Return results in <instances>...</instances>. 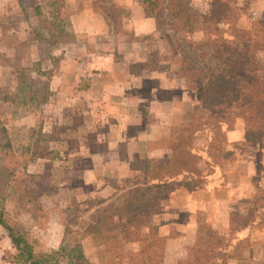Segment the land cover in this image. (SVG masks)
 <instances>
[{
  "label": "rangeland",
  "instance_id": "rangeland-1",
  "mask_svg": "<svg viewBox=\"0 0 264 264\" xmlns=\"http://www.w3.org/2000/svg\"><path fill=\"white\" fill-rule=\"evenodd\" d=\"M75 1L73 15H77L79 11H90L92 14L88 20L90 27L95 28L96 33L98 29L99 33H102L101 35L106 34L103 44L95 46L89 43L88 38L80 35L76 37L75 45L70 47L51 48L41 41V37L34 30L38 21L37 15L46 16L49 20L59 23L68 33L72 30L71 16L73 15L72 9L68 8L69 0H0V117L6 121L10 138L15 143L25 139L30 129L41 125L43 145L52 152L47 160H37L28 168L30 173L36 175L34 181L45 186V193H40L37 188H34L32 182L30 183V187L38 193L47 216L36 220L23 209L16 210V216L23 222L28 239L39 243L40 239L48 234L47 230L49 233L51 232L50 234H54L55 231L52 227H56L57 222L62 227L68 226L71 231L80 232L82 241L85 237L83 232L87 226L86 220L82 219V216L87 208L92 204L98 205L100 209L93 212V215L98 217V212L104 209L112 212L127 198L142 193L146 186V178L138 168L139 161L146 159L150 151H158V156L169 154L165 149L162 139L164 134H162L158 139L148 142L145 148L142 147L141 142L139 147L143 149L140 152H132L133 144L129 146L130 151L126 146L125 148L121 146L120 159L124 163L120 168H111L110 163L107 164L104 161L103 165L96 166L94 169L95 176L90 178L95 179L93 182L82 183L78 179L82 178L79 169L82 163L75 159L78 152L74 139L78 138L77 133H82L81 130L84 127L90 126L87 127V130H92L95 125H100L102 109L98 105L97 95L93 99L95 100L93 106L88 103V92L92 87L90 81H100L108 74L101 66L105 60H103L100 51L111 47L113 43L129 45L132 42L134 37H131L133 35L131 31L134 30L130 25L134 20V13L137 11L121 7L120 15L124 24L122 22L119 26L116 23L113 7H116L120 0ZM138 1L141 2V0H132L133 7L138 5ZM212 1L190 0V9L195 14L207 15L211 9ZM232 1L243 10V16L239 22L242 27H248L252 20H264V0ZM148 18L151 19L150 24L154 27L152 32H145L148 34L133 39V42L135 48L140 49L141 58L146 61L143 70L163 71L172 83L171 91L159 93L161 98H167L168 101L172 99V103L168 105L166 111L168 114L166 116L169 118L167 121L171 122V118H178L177 113L182 112L186 114L184 123L193 122L203 115L211 114V110H206L199 103L201 91L199 89L192 90L186 84L188 69L194 68L206 73L213 68L214 61L210 57L211 52L201 46L204 35L185 33L180 26L171 22L165 8H161ZM10 28L15 29L17 34L13 33L10 36L9 32L7 37ZM41 33L44 34L43 31ZM125 49L127 47L123 46L121 52ZM126 58L125 55L117 56V59L121 60ZM60 64L64 65V69L60 70V68L58 73L62 77L63 83L60 84L56 79L52 80L49 98L46 99L47 104L39 113H30L27 109L28 106L23 103L21 98L10 96L18 93V82L20 85H27L30 89L35 87V89L43 91L47 71L50 69L56 71L58 68L55 67ZM25 68L29 71L25 72ZM148 82L146 80L144 83L147 85ZM150 84L153 85V83ZM144 108L142 106V119H144L142 123L146 128L158 120L155 115H149V111ZM91 110L92 112L88 113ZM94 114L99 118L92 117ZM239 121L242 122L241 119H237L234 129ZM158 122H160V117ZM78 139L82 145L86 141L89 143L91 141L87 137ZM209 140L210 133L208 132H200L194 136L192 152L195 156L196 170L193 174L179 175L166 181L167 191L162 196L157 212L154 214L158 216L157 219L162 213V202L167 192L170 193L180 188H192L195 184L199 186L201 179H217L219 174L221 175L219 179H226L227 174L234 168V154L237 152L233 153L231 162L214 164L207 154ZM228 147L237 149L243 146L240 143H235L231 147L229 144ZM103 149V144H98L94 154H100ZM83 164L87 165L85 162ZM240 169L244 170L242 166ZM88 170L85 169L83 175H86ZM74 192L79 194L78 200L75 199ZM112 198L117 200L113 202ZM104 199L107 201L104 202ZM253 203V207L249 208L247 214L233 217L230 229L223 234L211 229V224L206 222V216L199 213L197 235L193 245L186 246L185 241L180 239L177 242L178 245L173 246L172 254L166 255V241L178 235L172 229L168 238L161 237L156 240L154 247L144 253L143 261L146 263L157 261L163 264H197L198 262L196 263L195 260L199 259L200 261L201 258L197 250L208 244L209 239L227 255L224 264H230L232 259L239 260V258L246 257L253 251L255 257L260 256L264 251V231L260 228L264 226V212L261 210H264V190L255 196ZM253 222H257L256 226L260 228L259 234L252 236L253 241L251 238L239 240L237 232L241 229L240 227L243 225L253 227ZM76 239L78 236L71 233L57 248L63 249L70 264H80L76 261L74 249ZM92 241L94 247H99L96 249L100 258L98 264H107L103 248L100 250L101 247L95 245L93 238ZM256 243L263 244L253 247ZM127 245L122 246L128 254L139 250V248L137 250H134L133 247L128 248ZM124 262L129 264L128 259H125ZM0 264H25L18 258L2 227H0ZM115 264H120V262Z\"/></svg>",
  "mask_w": 264,
  "mask_h": 264
},
{
  "label": "trees",
  "instance_id": "trees-1",
  "mask_svg": "<svg viewBox=\"0 0 264 264\" xmlns=\"http://www.w3.org/2000/svg\"><path fill=\"white\" fill-rule=\"evenodd\" d=\"M161 8L168 11L171 22L185 33L204 35L201 46L211 52L213 68L206 73L188 69L186 84L192 90L201 91L199 103L212 113L193 122L172 125L162 137L169 154L139 161L138 168L146 178L142 193L127 198L112 212L106 209L98 212L96 224L86 226L84 235L92 237L95 245L103 248L107 264L124 258L129 264H163L143 261L144 253L161 238L151 218L167 191L166 181L195 172L192 143L196 134L210 133L207 154L218 165L233 158V152L228 149L227 132L234 129L237 119H241L244 128L242 146L264 142V20H252L248 27H242L239 22L243 10L232 0H213L207 15L192 12L190 0H142V12L146 17H152ZM113 11L117 25L121 26L122 9L113 7ZM40 16H36L34 30L46 45L68 44L75 40L59 23ZM46 75L44 88L49 85L52 71ZM23 87L20 85L15 97L28 104L32 112L39 110L46 99L45 91L39 93L34 89V93L27 96ZM42 132V126H36L25 139L15 143L10 138L6 121L0 117V227L25 264H70L63 249H48L29 240L23 222L16 216L17 209H23L36 220L47 216L30 183L40 193H45V186L35 182L36 175L28 172L31 163L48 159L52 153L43 145ZM71 233L78 236L74 244L76 261L90 264L83 253L80 232L64 225L62 242ZM209 241L197 250L201 258L195 262L224 264L227 255L211 239ZM124 244H138L139 250L128 254L123 249ZM258 264H264V251Z\"/></svg>",
  "mask_w": 264,
  "mask_h": 264
},
{
  "label": "crops",
  "instance_id": "crops-1",
  "mask_svg": "<svg viewBox=\"0 0 264 264\" xmlns=\"http://www.w3.org/2000/svg\"><path fill=\"white\" fill-rule=\"evenodd\" d=\"M69 1L70 5L68 8L72 9L71 13L73 15V6H75L74 2L76 1ZM133 6L132 0H120L116 6L124 9L128 7L137 11L134 13V20L131 21L130 25L132 26V30L136 31H131L133 34L131 37H134L129 44L131 47L129 45H124V43H113L111 47L104 48L100 51L103 60H105L101 66L108 74L100 81H90L92 87L88 92V103L93 106L95 101L93 99L97 95L96 99L99 100L98 105L101 106L102 110L100 113L99 126L95 125L92 130H87V127L90 126L84 127L82 130L80 129L82 133H77L76 135L80 139L87 137L91 140V144L86 141L82 145L78 138L74 139L77 144L78 152L75 159L82 163L79 167L82 178H78L82 183L93 182L95 179L90 178L95 176L94 169H96V166L103 165L104 161H106L107 164L110 163L111 168H120L124 163L120 159L121 146H124V148L126 146L127 150L130 151L131 148L129 146L133 144L132 152H140L145 148L148 142L158 139L162 134L165 135L169 127L183 124L185 121L184 118L186 114L182 111V113H177L178 118L174 117L170 119L172 120L171 122L167 121L169 118L166 116L168 115L166 111L168 110V105L172 103V99L168 101L167 98H161L159 96V93H162V91H171L173 89L172 83H170L167 75L163 71L143 70L145 69L146 61L144 58H141L140 49L137 47L135 48L133 39L135 40L139 36H145V34H148L145 32H152V28L154 27L150 24L151 19L143 15L142 0L140 3L138 1L137 6ZM91 15L90 11H79L77 15L71 16L72 30L69 34H72L75 40L78 35L88 38L90 44L98 46L104 43L106 34L104 33L101 35L102 33H99L100 30L98 29L96 33V29L90 27L91 25L88 23V20ZM25 20H27V18H25ZM121 22L124 24V21L121 20ZM8 33L12 36L13 33L17 34V31L10 28L7 32V37L9 36ZM75 40L68 44H53L52 46H46L51 48L70 47L75 45ZM123 46H126L127 49L121 52ZM119 55H125L127 58L125 60L117 59ZM58 66L55 67L58 68L56 71L54 70L55 72L52 69H47L52 71V77L49 80L50 85L43 91L36 89L39 93L46 91V99L49 98V89L53 79L59 81L60 84L63 83L62 77L58 73L60 70L64 69V65L60 64ZM24 71L28 72L29 70L25 68ZM146 80L149 81L147 85L144 83ZM150 83H153V85ZM23 86V88H25L24 92L28 94L27 96L34 93L33 90L35 87L30 89V87L25 84ZM19 92L20 82H18V93L11 94L10 96L15 97ZM46 99L39 110L34 111L35 113H39L43 106L47 104ZM142 106L145 107L144 110L149 111V115H155L158 121L160 117V122H153L145 128L142 123L144 122L141 112ZM27 109L30 113H33L29 107ZM91 112L92 110L88 113ZM92 117L99 118L95 114ZM87 122L88 120L86 119V123ZM90 123L93 124V122ZM243 137L244 128L243 123L240 121L237 123L234 130L227 132V140L230 147L235 143L242 142ZM141 142L142 149L139 147ZM98 144H103L104 149L100 151V154L96 155L94 152ZM229 150L233 153H237L234 154V168L227 174L226 179H219V177H221L219 174V176L216 177L217 179H201L202 181L199 186L195 184L192 188L176 189L170 193L167 192L164 196L162 213L159 214V219H157L158 216L154 215L151 223L157 228L159 236L162 238L169 237V233L172 232L170 230L172 229L178 233L175 238H170L166 241V255L172 254L173 246H175L180 239L185 241L186 246L193 245L197 235V217L199 213L206 216V222L211 224V229L219 234L226 233L232 225L233 217L247 214L249 208L253 207L255 196L264 190V144L258 143L256 146H243ZM157 152L156 150L150 151L147 158L166 156V154L158 156ZM83 162L87 163V165L85 166ZM240 166H242L244 170L240 169ZM85 169L89 170L86 171V175H83ZM110 172L112 174V171ZM74 193L76 195L75 199L78 200L79 194L76 192ZM112 200L114 202L117 199L112 198ZM106 201L107 200L104 199V202ZM121 204L122 202L119 205ZM93 205L94 204L88 207L82 216V219L86 220L87 225H94L98 220V217L95 216V214L93 215V212L95 213V210L100 208L98 205H94V207ZM261 210L264 212L263 209ZM88 215L92 217L89 218ZM253 224L255 227L245 226L238 230L237 234L239 240H241V238H251V241H253L252 236L259 234L260 228L264 231V226H259L260 228H258L256 226L257 222H253ZM52 228H54V234H50L51 232L49 233V230H47L48 234H45L43 238L40 239V243L48 249H57L62 242L64 227L57 222L56 227ZM262 244L263 243H256L253 247H259V245ZM81 245L88 262L90 264H98L100 258L96 249H99V247H94L92 238L90 236H85L81 241ZM127 246L128 248L133 247L134 250L139 248L138 244H128ZM101 249L102 247L100 250ZM253 253L254 251L247 256L245 255L246 257L239 258V260L232 259L230 260V264H258L262 260L263 253L260 256L257 255V257H255ZM125 259L127 258L119 261L120 264H125Z\"/></svg>",
  "mask_w": 264,
  "mask_h": 264
}]
</instances>
